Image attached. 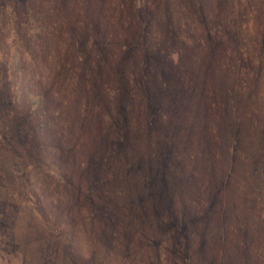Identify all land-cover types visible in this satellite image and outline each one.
Segmentation results:
<instances>
[{
  "label": "trees",
  "instance_id": "1",
  "mask_svg": "<svg viewBox=\"0 0 264 264\" xmlns=\"http://www.w3.org/2000/svg\"><path fill=\"white\" fill-rule=\"evenodd\" d=\"M18 1L24 4L27 23L21 31L5 32L9 33L5 41L10 42L3 43L2 48L10 50L2 86L7 99L0 102V128L9 130L15 123L21 126L16 136L0 132V148L5 154L21 158V165L29 157L37 160L28 171L21 166L12 171L24 175L31 196L41 208L55 211L50 230L66 240L68 252L80 264H117L118 259L127 256L134 264H190L189 253L193 250V257L197 256L201 239L211 233L215 236L214 228L220 225L214 207L222 204L221 196L216 191L195 188L197 175L200 177L203 169L210 167L208 158L214 160L217 148L210 140L205 142L204 168H190L188 178L193 181L196 206L185 220L177 202L185 175L176 141L182 134L177 125L170 122L167 126L162 101L168 98L160 83L172 74V94H192L196 59L212 53L219 61L222 59L223 51L213 50L215 37L208 27L207 0H159L151 7H144L146 0H106L110 13H117L116 19L109 15L111 22L103 20L97 11L101 4H94L81 27L67 30L65 38L60 30L51 39L49 24L40 22L37 30V0ZM186 18L189 34L184 37L180 26ZM43 24L46 27L42 28ZM201 28L202 37L197 38ZM65 40L68 43L62 46L60 58L51 56L49 64L51 43ZM170 41L180 46L171 51ZM204 60L199 63L205 64ZM178 65L182 68L177 69ZM184 72L190 73L187 78L191 84L182 79L180 73ZM62 87L70 91L57 97L55 92ZM92 123L96 129L87 140L75 136L81 142L74 139L72 146L67 144L73 126L90 132ZM77 143L76 156H81L83 162L81 171L89 173L84 193L64 162L65 153L74 157L73 146ZM230 158L239 160L235 153ZM247 179L250 184L256 182L252 172ZM70 187L76 189L75 194L83 195L84 202L107 201L108 209L107 205L106 210L94 206V214L90 215L101 219L96 226H86L91 221L82 216L77 224L73 223L70 213L58 204L54 196L57 190L70 191ZM202 197L205 206L200 204ZM257 199L258 194L245 200L249 206ZM76 202L70 201L68 206ZM242 202L238 199V204L222 207V211L228 218L226 223L235 225L237 233L244 235ZM252 210L254 227L264 235V214ZM81 236L82 240L87 238L85 246L76 243ZM222 251L225 253V248ZM226 259L215 264L229 263ZM203 262L197 260L194 264Z\"/></svg>",
  "mask_w": 264,
  "mask_h": 264
},
{
  "label": "rangeland",
  "instance_id": "2",
  "mask_svg": "<svg viewBox=\"0 0 264 264\" xmlns=\"http://www.w3.org/2000/svg\"><path fill=\"white\" fill-rule=\"evenodd\" d=\"M85 1L37 0V30L45 22V25L50 26L48 39L56 38L60 30L65 38L67 30L81 27L82 20L88 17L94 4H101L97 11L103 15V20L107 18L111 22L109 15L113 19L117 18L116 12L110 13L107 8L110 3L107 4L106 0ZM158 2L159 0H146L147 6L144 7L156 6L155 3ZM207 5L210 13L208 29L215 37L213 50L223 51L222 59L219 61L216 53L196 59L197 67L191 81L193 85H190L192 94L181 91L172 94V74H168L160 83L161 89L165 90L163 95L168 98L166 102L162 101L167 126L170 122L177 125L181 130L180 135L182 134L180 139L177 136L176 141L185 175L182 177L183 189L180 188L177 193V202L181 204L180 212L185 220L193 215V207L196 206L193 181L188 178L190 168L192 165L194 168H204L205 142L210 140L217 148L214 151V160L208 158L207 165L210 167L206 171L203 169L200 177L197 175L195 188H203L205 192L216 191L221 196L222 204L219 206L216 203L214 207L217 210L215 217L219 218L217 223L220 225L214 228L215 236L211 233L206 239H201V247L196 250L197 256L193 257V250L188 252L190 264L197 260H203L204 264H215L221 258H227L229 263L226 264H264V235L259 234L254 227L256 222L250 211L253 208L252 211L258 210L264 214V0H207ZM23 6L18 0H0V102L3 103L7 99V91L2 86L6 81V58L10 49L3 50L2 44L10 42L5 41V37L9 35H5L7 30L15 29L16 33L25 28L23 26L27 23V18ZM182 23L180 34L187 37L188 19H184ZM44 24L42 28L46 27ZM193 30L196 31L194 28ZM202 30H197L199 35L195 36L201 38ZM66 43L67 40L64 43H51L47 61L49 64L52 62L51 56L60 58L62 46ZM168 43H171L170 46L167 44L171 51L180 46L177 41L175 44L171 41ZM190 43L192 49L193 42ZM201 59H206V65L199 63ZM188 63L193 67V62ZM176 68L181 69L182 66L178 65ZM184 73H180L182 79H187V84H191L187 78L190 73ZM69 91L62 87L55 94L57 97L64 96ZM158 106L161 108V104ZM19 126L20 123L12 124L9 130L1 127L0 132L16 136ZM95 129L93 123L88 127L90 132L73 126L67 144L79 142L75 136L87 140ZM78 146V143L73 146V158L67 153L64 154V162L65 168L77 181L73 179V182L84 193L89 173L81 171L83 162H80L81 156H76ZM2 149L0 148V264H80L74 254L68 252L66 240L50 230L55 211L52 208H41L31 196L29 186L23 180L24 175L12 171L17 166L28 171L37 160L29 157V161L21 165V158L5 154ZM234 153L239 158L237 162L231 161L230 157ZM34 169L37 170V167ZM251 172L256 180L254 185L247 179ZM57 191L54 196L59 201L58 204L70 213V219L76 224L82 216L84 220L91 221L86 226H96V222L101 219L90 216L94 214V206L98 210H106V205L107 209L109 207L107 201L94 200V204L84 202L83 195L75 194L76 189L72 187L70 191L68 188H59ZM257 194V202L248 206L246 200ZM238 199H243L241 206L245 208V212H242L245 214L242 229L244 235L237 233L235 225L229 222L227 225L228 218L222 211V207L234 202L238 204ZM70 201L77 202L75 206L70 204L69 207ZM201 201L200 204L205 206V198L202 197ZM70 208H73L72 213ZM195 211L199 213V210ZM228 213L231 214L232 211L229 210ZM203 236L205 235L202 234L201 237ZM82 239L83 236L76 240L78 246H85L87 238ZM196 240L198 241L197 238ZM214 246L219 249H214ZM224 248L225 253H222ZM214 252L218 254L215 255ZM213 256H216V261H211ZM129 257L120 258L116 263L119 264L120 261L122 264H134L133 258ZM193 258L196 259L195 262Z\"/></svg>",
  "mask_w": 264,
  "mask_h": 264
}]
</instances>
